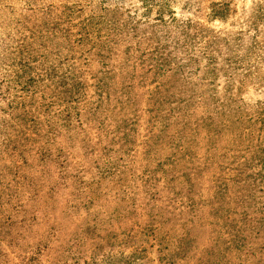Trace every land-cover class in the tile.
<instances>
[{"label": "rangeland", "instance_id": "rangeland-1", "mask_svg": "<svg viewBox=\"0 0 264 264\" xmlns=\"http://www.w3.org/2000/svg\"><path fill=\"white\" fill-rule=\"evenodd\" d=\"M0 264H264V0H0Z\"/></svg>", "mask_w": 264, "mask_h": 264}]
</instances>
